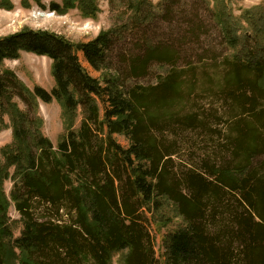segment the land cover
Wrapping results in <instances>:
<instances>
[{
  "label": "trees",
  "instance_id": "1",
  "mask_svg": "<svg viewBox=\"0 0 264 264\" xmlns=\"http://www.w3.org/2000/svg\"><path fill=\"white\" fill-rule=\"evenodd\" d=\"M61 1L52 0L50 10L78 8L92 19L100 12L99 0ZM108 1L124 6L123 24L90 42L29 29L0 39V66L33 53L53 61L55 80L51 91L31 90L13 71L0 74V130L12 129V142L0 149V264H113L116 255L119 264H264V4L240 20L228 0H198L212 5L228 52L221 90L233 104L224 120L178 107L194 92L196 68H178L184 56L174 45L147 39L182 0ZM190 35L198 40L199 28ZM119 40L120 66L110 56ZM80 53L100 77L83 67ZM153 63L173 71L156 86L127 84L146 77ZM39 101L62 106L65 133L57 145L36 116ZM188 129L201 135L195 146ZM11 206L23 224L19 237ZM155 218L167 227L182 221L163 236L162 263Z\"/></svg>",
  "mask_w": 264,
  "mask_h": 264
},
{
  "label": "rangeland",
  "instance_id": "2",
  "mask_svg": "<svg viewBox=\"0 0 264 264\" xmlns=\"http://www.w3.org/2000/svg\"><path fill=\"white\" fill-rule=\"evenodd\" d=\"M51 1L41 0L45 6V9H43L33 0H29L30 6H26L28 4L27 0H0V39L29 29L49 31L74 43H87L97 38L102 32L114 29L123 24V19H120L119 16L123 13L121 11L124 10V6L122 5L120 7L121 10L115 9L108 0H99L100 12L96 19L86 18L78 8L69 10L66 14L59 15L50 10L49 6ZM56 1L62 2L61 0ZM149 1L154 5L161 3H164V6L166 5V2L163 0ZM204 4H200L198 0H182L179 7L176 6L174 8L175 12L168 15L167 22L156 20L158 26L148 30L147 39L149 41L154 39L156 44L159 42L168 46L174 45L181 55L184 56V58L182 57L177 61L176 66L178 68L189 69L191 64L196 68L197 77L195 79L196 85L194 92L189 99H183L184 101L180 102L178 107L181 108L185 104L184 108L186 112L195 111L206 115V117L207 114L211 116L212 113L214 114L216 112L220 116H223L225 120L229 116V104H233L230 99L228 100L226 98L227 96H224L221 90L224 87L225 58L228 52L223 48V39L212 15V5L207 2ZM227 4L231 7L235 17L241 20L246 15V12L254 11L261 7L264 4V0H228ZM199 16L203 21H201ZM193 17L199 18L195 19L194 24L191 19ZM194 25L200 31L198 40L190 35V30L195 28L193 27ZM122 42V40L116 42L114 45V53L110 54L114 58L113 61L119 63V66L123 60L121 57ZM137 45L134 44L133 47L136 53L140 50ZM79 58L83 67L93 77H100V72L96 71L87 62L82 53L79 54ZM52 63L53 61L47 57L22 52L19 59H8L4 61L0 66V74L4 69H9L31 90L35 87H42L47 91H51L55 87V80L52 75ZM172 71L173 67L171 65L153 63L150 65L146 77L130 79L127 84H139L147 87L156 86L163 77ZM15 100L20 103L22 109L26 108V104L22 101L19 99ZM62 114V106L58 102L53 101L50 104H46L39 101L36 116L44 122V135L51 139L55 145L58 144L60 138L65 133ZM80 114L79 111L77 125L82 119ZM184 134L193 146H195L198 138L201 137L198 131L191 129L185 131ZM117 139L123 146H128V142L123 136H118ZM11 142L12 129L0 130V149L5 148ZM195 148L193 147V150L189 152H191L190 155L193 157L192 160L198 163L200 151ZM210 150L214 152L215 147L212 146ZM189 152L187 153L188 155ZM186 160L188 159L186 158ZM188 164L192 165L191 162H188ZM12 186L13 182L11 180L6 181L4 188L8 196ZM8 214L10 224H16L13 227L14 237H19L23 229V224L20 222L21 218L13 206L9 208ZM149 216H152V213H149ZM155 220L152 221L151 231L155 239L157 258L162 263L165 253L163 236L178 228L182 221L174 218L170 227H167L168 225L165 226L164 223H160L158 218H155ZM156 227H160V233ZM119 256L116 255L114 257L113 264H119Z\"/></svg>",
  "mask_w": 264,
  "mask_h": 264
}]
</instances>
